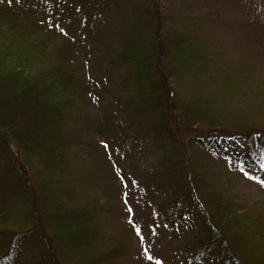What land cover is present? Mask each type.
Instances as JSON below:
<instances>
[{
    "label": "trees",
    "instance_id": "1",
    "mask_svg": "<svg viewBox=\"0 0 264 264\" xmlns=\"http://www.w3.org/2000/svg\"><path fill=\"white\" fill-rule=\"evenodd\" d=\"M39 9V4L0 0V144L12 150L30 193L26 205L32 202L36 212L26 218L23 209L12 214L10 207H1L0 227L18 233L37 218L43 264H145L144 257L132 259L127 246L135 227L114 219L118 212L105 158L72 161L71 150L83 143L86 132L71 128L82 118L77 109L85 112L80 96L87 89L80 86L81 67L71 62L68 47L44 31ZM195 18L178 17L168 27L165 43L153 27L121 53L104 48L103 56L130 69L136 105L157 108L164 126L171 120L175 128L194 129L178 121L186 120L189 111L190 117L201 116L203 122L195 124L204 135L264 134V70L252 63L251 52L230 59L223 51L217 60L210 42L190 25ZM116 115L113 107L101 130L122 128ZM205 177L209 171L193 172L190 184L204 207L196 210L189 204L197 226L194 242L181 243L175 255L187 264L200 259L202 264H264V201L242 197L233 205L204 192L212 190ZM153 208L158 218L163 216L158 205ZM220 244L222 251H216Z\"/></svg>",
    "mask_w": 264,
    "mask_h": 264
},
{
    "label": "rangeland",
    "instance_id": "2",
    "mask_svg": "<svg viewBox=\"0 0 264 264\" xmlns=\"http://www.w3.org/2000/svg\"><path fill=\"white\" fill-rule=\"evenodd\" d=\"M20 1L40 5L44 31L53 35L57 44L66 45L71 62L81 67L80 86L87 89L80 96L85 112L77 109L82 118L75 120L71 129L83 127L86 132L83 143L71 150L72 161L78 163L82 157L107 161L114 186L112 206L118 212L114 219L124 227H135L136 233L127 243L132 259L144 257L145 264H187L175 255V248L197 231L189 204L193 202L196 210L204 208L192 195L193 172L209 171L211 178L205 180L212 190L204 192L233 205L242 197L264 201V134L204 135V129L195 124L203 122L201 116L190 117L189 111L186 120L178 121L194 125V129L175 128L171 120L164 126L157 108L136 105L130 69L118 67L112 56H103L104 48L121 53L153 27L165 43L168 27L187 15L196 17L190 25L197 36L210 42L217 60L223 51L230 59L251 52L252 63L264 70V0ZM157 85H161L160 79ZM113 107L117 120L125 125L109 133L101 128ZM8 148L0 144V208L10 207L12 214L23 209L24 217H36L32 202L26 205L30 193L25 176ZM153 204L161 208L163 216L154 214ZM35 220L18 233L0 227V264H43L38 256L40 229L34 228ZM222 249L223 244L216 247V251ZM187 252L189 257L193 249L187 248ZM195 264H202L201 259Z\"/></svg>",
    "mask_w": 264,
    "mask_h": 264
}]
</instances>
